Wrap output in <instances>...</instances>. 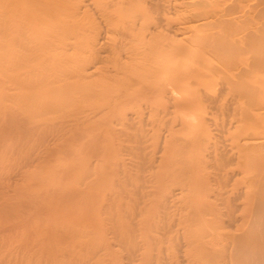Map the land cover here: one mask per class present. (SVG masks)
<instances>
[{"label": "bare ground", "instance_id": "1", "mask_svg": "<svg viewBox=\"0 0 264 264\" xmlns=\"http://www.w3.org/2000/svg\"><path fill=\"white\" fill-rule=\"evenodd\" d=\"M0 264H264V0H0Z\"/></svg>", "mask_w": 264, "mask_h": 264}]
</instances>
